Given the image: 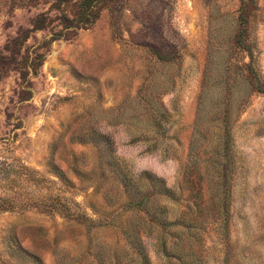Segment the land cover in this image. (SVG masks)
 <instances>
[{
    "label": "rangeland",
    "instance_id": "1",
    "mask_svg": "<svg viewBox=\"0 0 264 264\" xmlns=\"http://www.w3.org/2000/svg\"><path fill=\"white\" fill-rule=\"evenodd\" d=\"M93 10L0 0V264H264V0Z\"/></svg>",
    "mask_w": 264,
    "mask_h": 264
},
{
    "label": "trees",
    "instance_id": "2",
    "mask_svg": "<svg viewBox=\"0 0 264 264\" xmlns=\"http://www.w3.org/2000/svg\"><path fill=\"white\" fill-rule=\"evenodd\" d=\"M79 10L81 12H83V14H86L89 12H93L94 7H96L98 4H102L105 3V1L107 0H76ZM87 21V20H86ZM169 252H166V250H164V248H162V250L160 251V255L162 258L168 259L169 257H174L176 260H183V258L179 255H168Z\"/></svg>",
    "mask_w": 264,
    "mask_h": 264
}]
</instances>
